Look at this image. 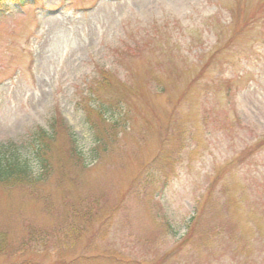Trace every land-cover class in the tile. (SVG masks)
<instances>
[{"label":"rangeland","instance_id":"1","mask_svg":"<svg viewBox=\"0 0 264 264\" xmlns=\"http://www.w3.org/2000/svg\"><path fill=\"white\" fill-rule=\"evenodd\" d=\"M23 1L0 13V143L63 121L52 202L0 188V264H264V0Z\"/></svg>","mask_w":264,"mask_h":264},{"label":"trees","instance_id":"2","mask_svg":"<svg viewBox=\"0 0 264 264\" xmlns=\"http://www.w3.org/2000/svg\"><path fill=\"white\" fill-rule=\"evenodd\" d=\"M13 1H17L20 5L24 2L23 0ZM7 4L8 0H0V13L6 11ZM103 77L104 81L109 82L107 73H105ZM110 109L111 104H101L99 100H92L90 106H87V110H90V113H96L104 122L110 121ZM62 121L63 119L59 120L55 115L52 117L50 130L42 127L37 128L36 132L27 139V142L21 144L13 141L0 143V188L5 190L18 189L19 191L28 192L29 194L32 192L30 198L34 200V202L38 201L44 204V206L52 202V195L45 189L44 184L51 175V157L49 151H51L53 142L57 139L58 131L56 130V126ZM92 127L95 128L94 123ZM68 133L70 135L68 140L70 145L66 148L67 156L75 162L82 163L83 153L79 149L77 140L74 138L72 132L68 131ZM95 141H97L99 145H102L103 141L101 142L100 136H97ZM96 204L97 201H94L92 205L90 203L87 205L95 207ZM87 205H84L83 199H67L66 204L63 205L67 208L65 212L66 218L71 217V222H77L78 219H85L88 221L86 218L92 217L99 219V217L95 215L96 210H91ZM70 225L74 226L72 223H70ZM8 234L9 233L4 230L0 233V246L3 245V249L6 245L5 240ZM0 249L3 250L2 248Z\"/></svg>","mask_w":264,"mask_h":264}]
</instances>
